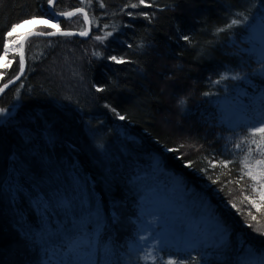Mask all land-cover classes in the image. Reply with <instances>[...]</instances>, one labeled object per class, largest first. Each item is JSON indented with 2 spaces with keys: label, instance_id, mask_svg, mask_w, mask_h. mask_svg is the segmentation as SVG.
Segmentation results:
<instances>
[{
  "label": "trees",
  "instance_id": "1",
  "mask_svg": "<svg viewBox=\"0 0 264 264\" xmlns=\"http://www.w3.org/2000/svg\"><path fill=\"white\" fill-rule=\"evenodd\" d=\"M128 3L57 0L56 13L84 8L89 39L25 45L0 99V264H264L259 183L240 179L249 145L253 173L264 166L251 137L235 147L264 122V0ZM47 6L0 0V55L11 25ZM236 13L247 21L217 33ZM59 23L84 30L80 15ZM9 60L0 86L18 73Z\"/></svg>",
  "mask_w": 264,
  "mask_h": 264
},
{
  "label": "snow or ice",
  "instance_id": "2",
  "mask_svg": "<svg viewBox=\"0 0 264 264\" xmlns=\"http://www.w3.org/2000/svg\"><path fill=\"white\" fill-rule=\"evenodd\" d=\"M48 5L50 7H55L56 6V0H47ZM83 2V0H82ZM88 3H91V0H88ZM141 5L145 6V7H153L154 6V0H138V2H131V0H129V3L125 5V7H130L133 9L139 8ZM101 7H104L103 3H101L100 5ZM76 12H84V8H77L75 10V12H59V13H54V15H58V16H64V17H72L73 15H75ZM128 15L132 16V15H137V13H132V12H128ZM139 15H143L146 18H151V14L149 13H138ZM36 19H44L45 20V24L48 27H51L53 29H56V32H35L34 30H30L29 32L25 33L23 36L19 37L18 39H14V40H9L8 42L3 44V55H0V59H3L6 61V63L3 65L4 68H8L13 61L12 60H8V54L11 50L10 49V45H17L19 44V48L18 49H14V51L19 55V73L17 74V76L15 77V79H19V77L24 73L25 71V53L23 51L24 47H25V43L27 42L28 38H30L32 35H44V36H52V35H56L57 33L61 34V35H65V36H71L74 33L70 32V31H62L60 29V23L59 21L57 22H53L52 18H48L45 19L44 17H36V16H32L29 19L26 20H22L19 23H14L11 25L10 29L8 30V32L6 33L7 37H12L15 33L16 30L21 27L22 24H27L30 23ZM85 22L88 21V17L87 14H85ZM248 17L243 14V13H236L235 14V18H232L230 20V22L226 23L222 28H218L216 31L217 33L219 32H223L226 30H229L237 25H240L242 23H244L245 21H247ZM80 36H87L88 35V29H85L83 31H80L78 33ZM112 33L111 32H105L103 35H97L95 37L96 40L103 42V40L108 37L111 36ZM181 39L185 40L186 42L191 43V38L188 36H183L181 37ZM138 47H142V45H139ZM93 55L99 56L100 53L98 52H94ZM110 60H112L113 62L117 63V64H123V63H127L129 61L125 60L123 57H116V56H112L109 57ZM4 73H0V79H2ZM225 77H221V79H224ZM232 79H239V75H235L232 77ZM13 83V80H9L7 83L3 84V87H0V93H2L4 91V89H6L9 84ZM218 83V82H217ZM19 91V89H17V92ZM96 91L97 92H103L105 91V88L103 87H96ZM207 95V93H205ZM105 107H110L109 105H105ZM112 111L118 116V118L123 121L125 120L127 117L124 115H121L120 113H118L116 111L115 108H112ZM5 112V109L0 108V114H3ZM257 134H260V140L258 141L257 139H255V137L257 136ZM249 137H251V143L256 144V149L255 151L260 155V159H256L255 160V164L256 165H260V166H264V144L261 143V141H264V122H261V124L259 126L256 127H252L249 130L248 136H246L243 140H241L239 143H237L235 145L236 148L240 149L242 148V146L244 145L245 141L249 140ZM253 149L252 147L249 145L247 147V151L245 152L244 158H243V165L244 168H247L248 171L244 172L243 169H241L243 175L240 177V179L242 180L244 178V176H249L253 181H257L259 183V199L261 201H264V167H262L261 171L258 174H254L252 171V164L250 163V159L252 158V153H253ZM230 162L229 161H225L223 162L224 167H227L228 164ZM190 166V165H189ZM245 199H248V197H245ZM253 206L259 208V205L255 203V201H252ZM253 219H255V217H253ZM168 264H173V261H169Z\"/></svg>",
  "mask_w": 264,
  "mask_h": 264
},
{
  "label": "water",
  "instance_id": "3",
  "mask_svg": "<svg viewBox=\"0 0 264 264\" xmlns=\"http://www.w3.org/2000/svg\"><path fill=\"white\" fill-rule=\"evenodd\" d=\"M57 1V0H56ZM47 8H48V13H49V16H50V18H52V20H53V22L55 23V22H57V21H64V20H70V19H72V18H74L75 16H77V15H80V16H82V18H83V21H84V30L85 29H88V35L87 36H80L78 33L79 32H74V31H70V32H72V33H74L73 35H71V36H68V37H74V38H78V39H81V40H83V41H87L88 39H89V37H90V35H91V22H90V19H89V17H88V15H87V17H88V21L87 22H85V19H84V17H85V14H87L85 11L84 12H76L75 13V15H73L72 17H64V16H58V15H54V13H56L55 11H54V7H50L49 5L47 6ZM76 10V9H75ZM75 10H72V11H69V12H75ZM62 31H66V30H62ZM35 32H37V31H35ZM52 32H56V30H54V31H52ZM38 33V32H37ZM55 37H67V36H65V35H61V34H59V33H57L56 35H52V36H44V35H32L30 38H28V40H30V39H51V38H55ZM27 40V41H28ZM27 43V42H26ZM26 43H25V45H26ZM18 48H19V46H18ZM23 51H24V53H25V47H24V49H23ZM17 57H18V64H19V55H17ZM25 70H26V62H25ZM18 73H19V71H18ZM24 74H25V71H24V73L19 77V79H12L13 80V83H11V84H9V86L6 88V89H4V91L2 92V93H0V99H1V97L8 91V90H10L12 87H14L20 80H21V78L24 76ZM17 76V75H16ZM15 76V77H16ZM0 87H3V85H1Z\"/></svg>",
  "mask_w": 264,
  "mask_h": 264
},
{
  "label": "rangeland",
  "instance_id": "4",
  "mask_svg": "<svg viewBox=\"0 0 264 264\" xmlns=\"http://www.w3.org/2000/svg\"><path fill=\"white\" fill-rule=\"evenodd\" d=\"M30 24H23L21 25V27H19L17 30H16V33L12 36V37H8V40H14V39H18L19 37L23 36L25 33L29 32L30 30H33L34 28L32 26H29ZM50 28V27H49ZM53 29V28H52ZM53 30H56V29H53ZM18 46L19 44L17 45H10V49H13L11 50L13 53L12 54H8V57L7 59L9 60V58H11L12 56L14 55H18L14 49H18ZM2 62H0V68H4L3 65L6 63L5 60L1 59ZM264 104V87L262 89H260V91L256 94L255 98L252 100V107L255 111H258L261 109L262 105ZM166 205H169L167 202H166ZM179 243V242H177ZM193 244H197V245H208V241L207 240H199V239H196V240H191V239H188V238H183L180 240V243L179 244H176V246H187V245H193Z\"/></svg>",
  "mask_w": 264,
  "mask_h": 264
},
{
  "label": "bare ground",
  "instance_id": "5",
  "mask_svg": "<svg viewBox=\"0 0 264 264\" xmlns=\"http://www.w3.org/2000/svg\"><path fill=\"white\" fill-rule=\"evenodd\" d=\"M27 24H30V26H32L34 29L35 28H44V27H46V28H49L46 24H45V20L44 19H36V20H34V21H32V22H30V23H27ZM23 25V24H22ZM51 28V27H50ZM52 31H54L53 29H52ZM51 31V32H52ZM12 54V53H11ZM0 62H2V60L0 59ZM18 71H19V69H18ZM18 74V73H17ZM15 78V77H14ZM13 78V79H14ZM12 80V79H11ZM20 82V81H19ZM18 82V83H19ZM7 83V82H6ZM17 83V84H18ZM16 84V85H17ZM15 85V86H16ZM13 88V87H12ZM119 121L121 122V120L119 119Z\"/></svg>",
  "mask_w": 264,
  "mask_h": 264
},
{
  "label": "built area",
  "instance_id": "6",
  "mask_svg": "<svg viewBox=\"0 0 264 264\" xmlns=\"http://www.w3.org/2000/svg\"><path fill=\"white\" fill-rule=\"evenodd\" d=\"M30 26V25H29ZM13 53L12 51L9 52V54Z\"/></svg>",
  "mask_w": 264,
  "mask_h": 264
}]
</instances>
